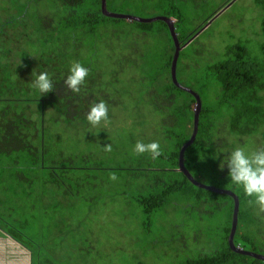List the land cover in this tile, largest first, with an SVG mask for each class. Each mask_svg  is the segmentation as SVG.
I'll return each instance as SVG.
<instances>
[{
    "label": "trees",
    "instance_id": "16d2710c",
    "mask_svg": "<svg viewBox=\"0 0 264 264\" xmlns=\"http://www.w3.org/2000/svg\"><path fill=\"white\" fill-rule=\"evenodd\" d=\"M109 1L106 0V9L113 13ZM234 1L228 0L211 11L192 32L183 31L178 35L206 0H122L124 7L139 10L148 6L162 11L145 17L147 19L174 20L181 47L176 64V79L181 86L178 87L171 74L175 44L168 25L162 20L144 22L108 17L103 14L101 0H0V166L6 169L3 174L8 173L7 180H3L14 185L10 188L0 183L6 196L0 198V205L9 204L13 196L20 204L24 195L30 194L28 183L34 181L21 169L38 170L42 174L36 178H41L43 185L59 186L57 171L70 175L72 171L81 172L85 168L86 154L75 151L65 154L52 141L48 124L51 120L86 121L89 105L100 99L107 102L111 119L113 110L124 109L126 100L136 95L139 97L136 106L145 105L152 110L151 120L157 123L153 129L154 138L163 151L156 160L148 154H133L130 161L126 160L131 166L116 168L115 175L123 177L126 185L136 186L138 192L146 193L136 198L143 213L150 216L178 201L187 205V216L202 223L222 217L214 232L217 244L214 246L205 236L214 227L205 232L199 229V235L198 231L194 232L201 249L184 264H264L261 259L233 251L229 244L233 197L199 188L179 171L181 148L194 132L192 105L196 99L184 89L187 88L200 97L201 111L196 137L184 152V167L197 182L207 179L209 183L202 184L221 190L224 188L218 184H224L227 191L234 193L239 200V212L233 244L243 251L264 256L261 239L264 237V213L249 204L242 191L229 187L226 173L218 171L217 162L211 156L216 148L245 146L246 139L256 136L264 139V17L261 31L254 35L259 39L257 51L251 50L243 38L232 39L223 48L210 41H199L223 13V8ZM257 6L264 12V0H257ZM190 10L194 12L189 14ZM236 28L235 25L233 30ZM132 59L141 61L139 67L148 65L147 77L139 78L140 92H135L128 84L124 88L119 84L123 81L116 78L134 65ZM71 61H80L90 69L79 94L66 90L63 84ZM104 62L112 69L108 80L102 77ZM33 69L52 75L53 91L38 97L29 88ZM181 94L186 98L181 100ZM229 136L236 140H227ZM29 205L31 210L36 208L31 202ZM45 212L49 215L46 209ZM42 216L41 211L39 217ZM33 217H38V213ZM0 220L20 243L21 233L11 226V221H18L2 213ZM247 242L252 247H248ZM37 263L43 264L40 258L35 259L34 264Z\"/></svg>",
    "mask_w": 264,
    "mask_h": 264
},
{
    "label": "rangeland",
    "instance_id": "374dc122",
    "mask_svg": "<svg viewBox=\"0 0 264 264\" xmlns=\"http://www.w3.org/2000/svg\"><path fill=\"white\" fill-rule=\"evenodd\" d=\"M206 1L204 6L194 13L190 23L179 30L178 35L183 31L192 32L201 19L207 17L211 11L219 9L228 0ZM121 2L122 0H110V11L143 19L162 12L148 6L135 10L122 6ZM223 10L200 36L199 41H210L218 48H223L232 39L243 38L248 41L251 50L257 51L259 39L254 35L261 31V21L264 17L262 8L257 6V0H236ZM193 12L188 11L189 14ZM235 25L238 29L234 31ZM237 30L238 35H235ZM100 61L103 62V59ZM131 62L134 65L123 70L116 78L119 82L123 81L119 84L124 88L128 84L135 92H140L142 86L139 85V78L147 77L148 65L139 67L141 61L138 59H132ZM111 72L109 63L104 62V80L111 77L108 76ZM180 78H184L183 75H180ZM180 96L181 100L186 98L184 94ZM136 101H139V97L135 95L126 100L127 106L124 109L113 110L108 125L99 133L95 130L89 132L86 121L51 120L48 124L52 141L63 149L65 154L71 151L86 154L88 160L84 164L85 168L81 172L72 171L70 175L68 172L64 174V171H57L59 186L43 185V180L36 178L42 174L38 170L21 169L27 178L34 181L28 183L30 187L27 191L30 194H25L20 204L16 203L18 199L13 196L10 197L9 204L0 205V213L18 221H11V226L21 233L22 239L35 249L36 254L43 256L42 260L46 264H184L201 249L199 242L195 240L194 232L199 229L205 232L210 227H214V230L206 232L205 236L214 246L217 244L218 239L214 232H217L222 217L202 223L200 220H194L191 215L187 216V205H181L178 201L147 216L136 201L137 197H143L146 193L138 192L136 186L126 185L123 177L115 175L116 168L131 166V162L126 160L135 154L132 147L137 140H155L153 129L157 123L151 120L152 110L144 107L145 105L136 106ZM194 108L193 104L192 109ZM27 114L29 115V112ZM52 115L55 117V114ZM227 140L236 138L229 136ZM256 140L261 142L255 147ZM262 140L264 139L261 136L246 139L245 143L248 144L243 147L254 151L257 147L264 146ZM105 143L112 144L111 152L103 151L100 145ZM99 168L103 169L97 170ZM3 170L6 169L0 166V183L13 188V183L4 181L7 180L8 173L3 174ZM113 174L116 176L115 180L110 179ZM127 180L131 183L130 178ZM202 183L208 184L209 181L203 179ZM218 186L224 188L223 190L228 189L224 184ZM0 198H6L1 188ZM30 202L35 204L36 208L31 210ZM38 204H42V207L37 206ZM45 209L49 215H46ZM41 211L42 218L39 217ZM34 213H38V217H33ZM261 239L264 242V237ZM246 245L252 247L248 242Z\"/></svg>",
    "mask_w": 264,
    "mask_h": 264
},
{
    "label": "clouds",
    "instance_id": "9594fccd",
    "mask_svg": "<svg viewBox=\"0 0 264 264\" xmlns=\"http://www.w3.org/2000/svg\"><path fill=\"white\" fill-rule=\"evenodd\" d=\"M89 72V67L80 61H71L63 77L66 90H70L73 94L81 93ZM28 86L37 93L38 97H41L54 90L52 75L47 71L38 72L33 69ZM84 119L89 126V132L95 130L99 133L110 120L107 102L100 99L90 104ZM100 146L104 152L112 151L111 143ZM162 151L158 140L148 142L137 140L132 147L133 153L148 154L153 160L159 158ZM211 156L217 162L218 171L226 173L229 187L242 191L243 195L248 198V203L254 204L258 212L264 213V146L257 147L254 151H248L240 145H233L230 149L216 148ZM110 179L115 180L116 176L113 174Z\"/></svg>",
    "mask_w": 264,
    "mask_h": 264
},
{
    "label": "water",
    "instance_id": "95a60500",
    "mask_svg": "<svg viewBox=\"0 0 264 264\" xmlns=\"http://www.w3.org/2000/svg\"><path fill=\"white\" fill-rule=\"evenodd\" d=\"M101 7H102L103 14L105 16H108V17L122 18V19H126L128 21H133V20L144 21V22H153V21H157V20L164 21L169 27L171 36H172V38L174 40V44H175V53H174L172 66H171L172 80L178 87H181L178 84L177 79H176V64H177V60H178V57H179V52L181 50V47H180V44H179V41L177 39V35H176V32H175L174 20L166 18V17H155L153 19L152 18L151 19H140V18L128 16V15L110 13L106 9V0H101ZM184 89L186 91H188L189 93L193 94V96L196 99V102H195V108H194V112H195V114H194L195 115L194 116V132H193L190 140L181 148L180 155H179V171L182 172L192 184H194L195 186H198L199 188L206 189V190H209V191H212V192H216V193H219V194H227V195L233 197V199L235 201V205H234V213H233V218H232V229H231V233H230V236H229V244H230L232 250L237 252V253H241V254H245V255H251L253 257H256V258L261 259V260L264 261V256L243 251L242 248H240L239 246L235 247L234 244H233V236H234L235 231L237 229L238 212H239V200L234 195V193H232L230 191H226V190H221V189L213 187V186H207V185H204L202 183L197 182L189 174V172L186 170V168L184 167V152L193 143V141H194V139L196 137V133H197V129H198V118H199V114H200V111H201V100H200V97L197 94L193 93L191 90H189L187 88H184Z\"/></svg>",
    "mask_w": 264,
    "mask_h": 264
},
{
    "label": "crops",
    "instance_id": "0c3cea01",
    "mask_svg": "<svg viewBox=\"0 0 264 264\" xmlns=\"http://www.w3.org/2000/svg\"><path fill=\"white\" fill-rule=\"evenodd\" d=\"M15 236L9 227L0 220V264H34L37 258L46 264L42 260V255L36 254L35 249L27 245L24 240H21V243L16 241Z\"/></svg>",
    "mask_w": 264,
    "mask_h": 264
}]
</instances>
